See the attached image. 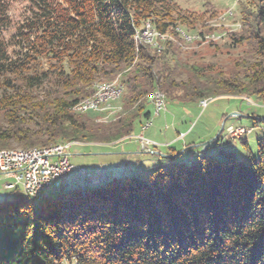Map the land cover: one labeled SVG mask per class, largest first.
Masks as SVG:
<instances>
[{
	"label": "trees",
	"instance_id": "trees-1",
	"mask_svg": "<svg viewBox=\"0 0 264 264\" xmlns=\"http://www.w3.org/2000/svg\"><path fill=\"white\" fill-rule=\"evenodd\" d=\"M238 4L240 29L224 38L231 48L246 43L252 60L225 76L180 60L173 42L158 50L134 41L147 20L180 45L177 27L216 33L204 25L215 10L183 12L172 0H0V150L121 140L151 118L154 91L170 102L229 94L264 102V0ZM114 80L133 113L107 127L73 114L95 83ZM243 147L246 160L222 149V160L168 158L144 178L34 206L20 196L0 204V264H264V136L256 158Z\"/></svg>",
	"mask_w": 264,
	"mask_h": 264
},
{
	"label": "rangeland",
	"instance_id": "rangeland-1",
	"mask_svg": "<svg viewBox=\"0 0 264 264\" xmlns=\"http://www.w3.org/2000/svg\"><path fill=\"white\" fill-rule=\"evenodd\" d=\"M260 1L172 0L177 8L183 12L201 14L206 10H215V16L211 19L206 18L204 25H206V28L215 29L216 33L191 34L183 30L192 36L193 39L191 43L181 40V45L177 43V39L171 34L164 35V39L153 36V40L155 41L156 39L160 47L166 41L177 44L180 48L179 59L185 61L188 65L213 66L219 73L228 76L232 71H241L240 66L243 62L252 60L247 54L249 50L246 43H243L239 47L231 48L224 38L226 34L240 29V23L234 16V12L239 2H243L247 9H252ZM213 43L216 44V47L210 46ZM100 84H117L116 86L120 87L123 91V87L117 80L108 83L98 82L92 88ZM93 91L95 92V89ZM94 92L91 97H93ZM154 93L162 94L159 91H154L148 97L150 102L148 109L151 112L150 127L147 130L142 129L148 121L136 124L133 133L121 140L90 143L59 142L39 149L24 148L13 144L9 149H2L0 151L16 150L20 152L26 150V152H29L33 149L43 150L64 143H73L66 150L67 159L72 170L62 182L63 193L78 189H91L111 181H121L123 178H144L159 167H162L159 156L154 153L156 147H142L139 141L140 137H143L145 140H149V138L154 139L157 143L149 141L156 143L160 152H168L166 147L172 146L178 151L176 156L181 160H193L202 154H211L217 160H222L223 157L219 153L220 149L232 152L240 161L246 160L248 154L243 147L244 141L247 143L249 155L253 158L257 157L256 140L264 136V123H256L255 121L258 119L264 120V102H259L253 97L229 94L212 100L205 99L204 101H200L199 103H209L207 108L202 111L198 108V103L170 102L166 101L164 94H162L163 101H166L165 109L158 115H154L152 104V102H155ZM122 94L121 92V96L114 101L115 103L111 102L109 103L110 105L100 107L101 110H85L89 112L86 113L80 109L79 113L81 114L72 113L77 116L90 114L93 123L99 127L113 125L124 119L125 116L133 113L134 107L126 110L122 104ZM84 100L87 101L88 98ZM84 100L82 101L86 102ZM228 127L232 128L235 133L229 134L226 132ZM141 152L145 153L141 154ZM171 153L169 152V154ZM78 166L84 167L86 172L90 174L89 180H84L79 175L76 170ZM7 182H11V180H7L0 175V204L13 202L19 196L29 203L27 198H24L20 187L14 190L5 189L4 184ZM61 192L62 190L59 197H61Z\"/></svg>",
	"mask_w": 264,
	"mask_h": 264
},
{
	"label": "built area",
	"instance_id": "built-area-1",
	"mask_svg": "<svg viewBox=\"0 0 264 264\" xmlns=\"http://www.w3.org/2000/svg\"><path fill=\"white\" fill-rule=\"evenodd\" d=\"M145 33L152 32L146 30ZM155 34V33H153ZM116 95V94H111ZM103 96L100 100L107 98ZM166 101L152 102L154 107V115H158L165 109ZM209 103H199L198 108L202 111L207 108ZM150 119L145 123L143 130H147L151 123ZM226 132L234 134L232 128L228 127ZM142 147L155 148L156 143L145 140L143 137L139 138ZM73 143L61 144L58 149L51 151H44V154H6L0 155V175L11 182L4 184L7 190H14L18 187L24 195V198L38 200V198H48L56 195L61 191V182H63L68 174L71 172L72 167L67 159L66 150L69 145ZM77 172L85 180L90 178V174L86 172L84 167H76Z\"/></svg>",
	"mask_w": 264,
	"mask_h": 264
},
{
	"label": "bare ground",
	"instance_id": "bare-ground-1",
	"mask_svg": "<svg viewBox=\"0 0 264 264\" xmlns=\"http://www.w3.org/2000/svg\"><path fill=\"white\" fill-rule=\"evenodd\" d=\"M144 24H146V30L147 31H152V32H146L145 33L144 25H142L143 27L136 31L135 36H134V41L136 43H140V44H143V45H146V46L154 47V48H157L158 50H160L161 48L158 45V43L156 42V39H155V41L153 40L154 39L153 36L159 37L160 39H164V35H160L156 31H154L152 29L150 21L147 20L146 23H144ZM175 32L178 34V36L181 38L182 41H184L186 43H191L192 42V39H193L192 36H190L189 34L185 33L182 28L177 27L175 29ZM153 33H155V34H153ZM199 37H200V35H199ZM203 40H204V37H203ZM198 43H199V41H198ZM114 84H115V82H114ZM114 84H100V85L95 86L93 88V89H95V92L93 91L94 92L93 97H90L91 98L90 100L88 98L89 101L88 100L87 101L84 100L86 102H83V101L79 102L77 105H75V107L73 108V111L75 113H79L80 109L83 110V111H85V110L86 111H95V110L98 111V110H101L100 107H102V106L105 107L111 102L113 103L114 101H116L121 96L120 95L121 92L123 93L121 88L116 86L117 84L116 85H114ZM111 94H116V95H111ZM154 94H155V96H154L155 102H157V100L163 101L164 98H163L162 94H160V93H154ZM103 96H108V97L103 99V100H100V98H102ZM81 107H83V108H81ZM86 113H89V112H86ZM79 114H81V113H79ZM96 116H97V114H96ZM59 146L57 145L55 147H48V149H43V150L33 149V150L29 151V152H26V150L25 151H20V152H17L16 150L15 151H10V150L9 151H0V155H6V154H16V155L44 154V151H51V150H54V149H58ZM37 149H39V148H37ZM61 190H62V182H61ZM59 195H60V191L57 192V194L53 195L52 197L38 198V200H33V199H30V198H27V200H28V202H30L32 204H37V203L39 204L40 202L54 200Z\"/></svg>",
	"mask_w": 264,
	"mask_h": 264
},
{
	"label": "crops",
	"instance_id": "crops-1",
	"mask_svg": "<svg viewBox=\"0 0 264 264\" xmlns=\"http://www.w3.org/2000/svg\"><path fill=\"white\" fill-rule=\"evenodd\" d=\"M183 135V134H182ZM149 140H151V141H153V142H156L154 139H151V138H149ZM157 143V142H156ZM160 144H162V143H160ZM167 144V143H166ZM166 144H164V145H166ZM167 146H168V144H167ZM170 146V145H169ZM168 146V147H169ZM168 147H166V149L168 150V152H160L159 151V147L157 146L156 148H155V150H154V153L155 154H157V156H159V160H161V165L162 166H164V164L167 162V160H168V158H176L177 156H173V155H171V154H169V152H171L169 149H168ZM172 147V146H171ZM145 152H141V154H144ZM167 154H169V155H167ZM136 155H138V154H136ZM149 155V154H148ZM137 158V157H136ZM140 158V157H139ZM160 165V166H161ZM125 178H123L122 180H124ZM103 184H101L100 186H102Z\"/></svg>",
	"mask_w": 264,
	"mask_h": 264
},
{
	"label": "water",
	"instance_id": "water-1",
	"mask_svg": "<svg viewBox=\"0 0 264 264\" xmlns=\"http://www.w3.org/2000/svg\"><path fill=\"white\" fill-rule=\"evenodd\" d=\"M83 178V177H82ZM84 179V178H83ZM90 179V178H89ZM89 179H87V180H89ZM85 180V179H84ZM61 193H63V187H62V192Z\"/></svg>",
	"mask_w": 264,
	"mask_h": 264
}]
</instances>
